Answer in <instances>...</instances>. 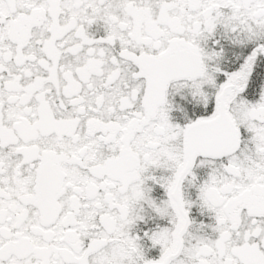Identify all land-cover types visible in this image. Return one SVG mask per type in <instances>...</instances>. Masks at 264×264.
<instances>
[{
	"label": "snow or ice",
	"instance_id": "6c2138e0",
	"mask_svg": "<svg viewBox=\"0 0 264 264\" xmlns=\"http://www.w3.org/2000/svg\"><path fill=\"white\" fill-rule=\"evenodd\" d=\"M0 264H264V0H0Z\"/></svg>",
	"mask_w": 264,
	"mask_h": 264
}]
</instances>
